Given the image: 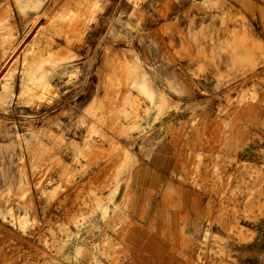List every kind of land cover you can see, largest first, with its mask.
I'll return each mask as SVG.
<instances>
[{"label":"rangeland","instance_id":"1","mask_svg":"<svg viewBox=\"0 0 264 264\" xmlns=\"http://www.w3.org/2000/svg\"><path fill=\"white\" fill-rule=\"evenodd\" d=\"M150 4L0 0V264H170L153 263L152 236L181 233L182 219L154 216L151 200L138 209L135 190L152 185L148 162L157 154L152 146L163 143L158 134L179 143L210 120L197 119L200 104L169 103L162 91L152 93L139 59L126 51L148 40L146 33L134 36ZM263 88L264 76L227 90L218 106L223 158L216 155L214 120L183 150L187 184L215 195V183L223 182L219 209L207 215L195 246L179 247L186 264H236L237 254L264 249L239 245L264 238L262 227L254 230L264 213V168L251 173L236 165L231 172L234 116L264 108L256 102ZM240 158L263 161V152ZM136 166L144 182H131ZM184 239L180 234L177 243Z\"/></svg>","mask_w":264,"mask_h":264},{"label":"crops","instance_id":"2","mask_svg":"<svg viewBox=\"0 0 264 264\" xmlns=\"http://www.w3.org/2000/svg\"><path fill=\"white\" fill-rule=\"evenodd\" d=\"M150 7L151 14L148 11L142 13L141 35L134 36L140 38L146 33L148 40L136 50L126 51L139 59L142 70L150 79L148 86L152 93L162 91L169 103L200 104L201 113L196 115L197 119L210 120L207 126L199 127V132H192L189 140L179 143H171L173 138L170 134H158V142L163 143L152 146L154 155L157 154L148 162L153 173L152 185L148 189L137 186L135 190L138 209L149 208L151 200L154 216H180L183 223L178 228L181 233L170 234L168 240L161 235L152 236L155 242L151 254L153 263L158 258V261L167 259L170 264L173 260L186 264L183 255L186 251L179 247L182 248V243L185 247L195 246L202 227L207 228V215H215L219 209L223 182L217 180L215 195L205 193L204 186L198 191L187 184L183 150L194 146L196 137L193 133L202 138L214 120L217 127L214 132L216 155L223 158V139L218 137V126L224 123V119L218 116V106L225 102L229 88L250 87L264 76V0H151ZM262 91L256 102L264 103V88ZM95 95L94 91L88 102ZM228 97L235 101L239 96L232 92ZM211 104L215 110L210 109ZM188 117L191 118L192 113ZM234 119L237 120L238 132L233 134L231 149L237 161L233 164L232 174H236V165H243L248 171L264 168V108L253 107V110L242 114L238 111ZM256 128L258 131L254 130ZM197 146L199 150L200 146ZM243 152L258 156L263 152V161L241 159ZM141 169L136 166L131 171V182H144L140 179ZM157 226L159 231L166 228L160 221ZM257 227L264 230V213L262 223L256 224L255 231ZM180 234L185 237L179 242L181 244L177 243ZM239 245L248 249L264 248V238L255 237L251 242ZM256 250L247 256L237 254L235 263L264 264V249L262 255ZM145 257L150 256L146 254Z\"/></svg>","mask_w":264,"mask_h":264},{"label":"bare ground","instance_id":"3","mask_svg":"<svg viewBox=\"0 0 264 264\" xmlns=\"http://www.w3.org/2000/svg\"><path fill=\"white\" fill-rule=\"evenodd\" d=\"M201 12V11H200ZM240 36V35H239ZM233 37V36H232ZM235 38V37H234ZM237 39V38H236ZM232 40H233V38H232ZM237 41H239V40H237ZM234 42V41H233ZM165 101V100H164ZM163 101V102H164ZM168 105V104H167ZM165 108H168V107H166V105H165ZM164 111V110H163ZM213 154V153H212ZM104 162H106V161H104ZM100 166H101V164H100ZM99 166V167H100ZM208 167V166H207ZM255 167V166H254ZM241 168V167H240ZM239 169V168H238ZM248 169H249V167H248ZM251 169H255V168H252L251 167ZM110 170V169H109ZM243 170H244V168H243ZM255 172H256V170H254ZM260 171V170H259ZM251 172V171H250ZM109 173H110V171H109ZM252 173V172H251ZM246 175V174H245ZM249 175H247V177H248ZM254 179V178H253ZM208 181V180H207ZM252 181V180H251ZM212 182V181H211ZM193 183V182H192ZM255 183V182H254ZM226 184V183H225ZM250 184H252V183H250ZM123 185V184H122ZM215 185H216V183H215ZM253 185V184H252ZM257 185H259V184H257ZM203 186V185H202ZM219 186V185H218ZM224 186V185H223ZM251 186V185H250ZM40 187V186H39ZM206 187V186H205ZM209 187H211V185L209 186ZM240 187V186H239ZM256 187V186H255ZM214 189V188H213ZM217 189H218V187H217ZM248 189V188H247ZM71 190V189H70ZM206 190V189H205ZM211 190V189H210ZM216 190V189H215ZM68 191V190H67ZM66 191V192H67ZM226 191V190H225ZM69 192V191H68ZM63 194H66V193H63ZM62 194V195H63ZM245 195V194H244ZM257 196V195H256ZM16 197V196H15ZM64 197H65V195H64ZM76 197V196H75ZM226 197V196H225ZM89 199V198H88ZM92 199V198H91ZM225 199V198H224ZM10 200V199H9ZM14 200V199H13ZM57 200V198L55 199V201ZM0 201H2V200H0ZM64 201V200H63ZM244 201V200H243ZM61 202V201H60ZM211 202H212V199H211ZM58 203V202H57ZM78 203V202H77ZM111 203V202H110ZM245 203V202H244ZM8 205H9V203H8ZM60 205V204H59ZM208 205V204H207ZM84 206V205H83ZM209 206V205H208ZM51 208V207H50ZM207 208V207H206ZM216 210V209H215ZM75 211V210H74ZM81 211V210H80ZM206 211V210H205ZM210 211V210H209ZM79 212V211H78ZM53 215V214H52ZM73 215V214H72ZM69 217V216H68ZM67 217V218H68ZM113 217V216H112ZM115 217V216H114ZM110 218V217H109ZM209 218V217H208ZM66 219V218H65ZM71 219V218H70ZM111 219V218H110ZM16 220V219H15ZM46 221V220H45ZM113 221V220H112ZM112 221H110V222H112ZM43 223V222H42ZM108 223V222H107ZM60 224V223H59ZM109 226V225H108ZM110 227V226H109ZM3 230V229H2ZM223 231V230H222ZM12 233V232H11ZM36 234V233H35ZM4 236V235H3ZM14 236V235H13ZM52 236V235H51ZM51 238V237H50ZM91 238V237H90ZM19 240V239H18ZM21 240V239H20ZM108 240V239H107ZM26 241V240H25ZM32 244V243H31ZM35 246V245H34ZM113 246V245H112ZM32 248H33V246H32ZM124 250V249H123ZM12 251V250H11ZM84 251V250H83ZM217 251H218V249H217ZM44 252V251H43ZM85 252H86V250H85ZM42 253V252H41ZM217 253V252H216ZM86 254V253H85ZM2 255V254H1ZM89 255V254H88ZM5 257V256H4ZM82 257V256H81ZM86 257L87 256H85V260H86ZM89 257V256H88ZM87 257V258H88ZM217 257V256H216ZM0 259H3L2 257L0 258ZM55 259V258H54ZM5 260V259H4ZM196 260V259H195ZM56 261V260H55ZM12 262V261H11ZM60 262V261H59ZM1 263H2V261H1ZM10 263V262H9ZM3 264V263H2ZM210 264V263H209Z\"/></svg>","mask_w":264,"mask_h":264}]
</instances>
